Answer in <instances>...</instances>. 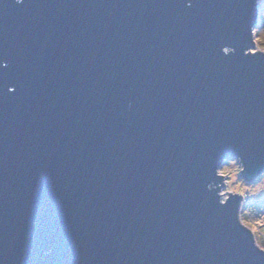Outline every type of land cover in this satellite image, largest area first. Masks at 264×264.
Listing matches in <instances>:
<instances>
[{"label":"water","instance_id":"1","mask_svg":"<svg viewBox=\"0 0 264 264\" xmlns=\"http://www.w3.org/2000/svg\"><path fill=\"white\" fill-rule=\"evenodd\" d=\"M257 16L255 0H0V264H264L241 198L205 187L234 157L245 183L264 171Z\"/></svg>","mask_w":264,"mask_h":264},{"label":"clouds","instance_id":"2","mask_svg":"<svg viewBox=\"0 0 264 264\" xmlns=\"http://www.w3.org/2000/svg\"><path fill=\"white\" fill-rule=\"evenodd\" d=\"M24 0H16L22 4ZM191 0H186V6H190ZM258 12L257 20L259 27H251L253 43L257 51L264 55V0H255ZM222 53H232L233 48L222 47ZM247 55V53H245ZM7 62L0 60V67H6ZM13 86H9L8 92H13ZM239 157L229 159L227 165L215 169V176L222 180L221 183L209 182L205 187L207 191H215L220 206H225L230 197L239 196L241 200L236 205L235 219L239 227L246 230L251 237L252 246L259 253H264V171H261L257 180L253 183H245V179L237 180V175L244 172L245 168L239 163ZM219 189V191H216ZM234 194V195H233Z\"/></svg>","mask_w":264,"mask_h":264},{"label":"rangeland","instance_id":"3","mask_svg":"<svg viewBox=\"0 0 264 264\" xmlns=\"http://www.w3.org/2000/svg\"><path fill=\"white\" fill-rule=\"evenodd\" d=\"M257 26H258V25H257ZM256 48H257V45H256V44H254V48H253V49H256ZM228 163H229V160H228V161H225V162H223V163L220 165V167H221V166H223V165H227ZM237 180H241V178H240V175H239V174L237 175ZM256 180H257V179H256ZM256 180H255V181H256ZM255 181H254V182H255ZM221 182H222V181H221ZM252 183H253V182H252Z\"/></svg>","mask_w":264,"mask_h":264},{"label":"trees","instance_id":"4","mask_svg":"<svg viewBox=\"0 0 264 264\" xmlns=\"http://www.w3.org/2000/svg\"><path fill=\"white\" fill-rule=\"evenodd\" d=\"M257 27H259V24H258V26Z\"/></svg>","mask_w":264,"mask_h":264}]
</instances>
